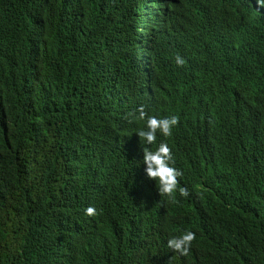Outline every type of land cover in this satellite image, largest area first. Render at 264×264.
<instances>
[{"label":"trees","instance_id":"1","mask_svg":"<svg viewBox=\"0 0 264 264\" xmlns=\"http://www.w3.org/2000/svg\"><path fill=\"white\" fill-rule=\"evenodd\" d=\"M141 106L172 136L144 144ZM0 264H264V6L0 0Z\"/></svg>","mask_w":264,"mask_h":264},{"label":"clouds","instance_id":"2","mask_svg":"<svg viewBox=\"0 0 264 264\" xmlns=\"http://www.w3.org/2000/svg\"><path fill=\"white\" fill-rule=\"evenodd\" d=\"M258 5L264 6V0H256ZM178 66H183L185 61L179 55L175 58ZM138 118L145 121V127L138 129L136 134L143 140L144 144L152 145L156 143L157 133L164 137H170L173 134V128L178 125L179 118L170 116L158 118L154 115H148L143 106L137 109ZM135 115V113L131 114ZM143 163L145 165V173L147 178L155 180L159 195L168 197L173 202L176 200L177 190L182 197H188L189 192L184 187H179V177L183 175L182 171L175 168V159L171 148L167 143L161 142L155 150L149 147L143 148ZM87 216H95L96 209L87 207L85 209ZM196 239V233L191 230H185L179 236H173L167 240L169 250L179 253L181 256L189 255L192 243Z\"/></svg>","mask_w":264,"mask_h":264}]
</instances>
